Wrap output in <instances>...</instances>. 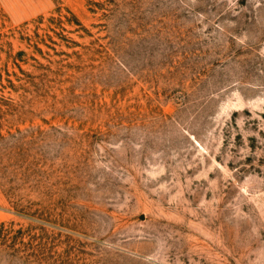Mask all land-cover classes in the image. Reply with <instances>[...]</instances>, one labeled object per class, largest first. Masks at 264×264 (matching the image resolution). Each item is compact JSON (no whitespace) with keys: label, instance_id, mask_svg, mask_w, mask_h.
I'll return each mask as SVG.
<instances>
[{"label":"rangeland","instance_id":"obj_1","mask_svg":"<svg viewBox=\"0 0 264 264\" xmlns=\"http://www.w3.org/2000/svg\"><path fill=\"white\" fill-rule=\"evenodd\" d=\"M0 264H264V0H0Z\"/></svg>","mask_w":264,"mask_h":264}]
</instances>
